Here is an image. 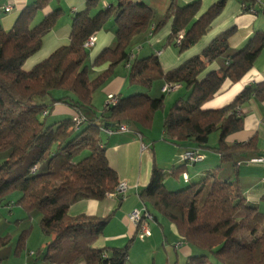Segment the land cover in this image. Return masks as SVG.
I'll return each instance as SVG.
<instances>
[{
  "label": "trees",
  "instance_id": "1",
  "mask_svg": "<svg viewBox=\"0 0 264 264\" xmlns=\"http://www.w3.org/2000/svg\"><path fill=\"white\" fill-rule=\"evenodd\" d=\"M84 1L85 8L73 13L69 43L53 50L27 71L23 70V63L38 51L61 9L36 23L37 13L49 0H34L18 14L9 30L0 24V205L6 196L17 191L18 197L12 204H18L28 217L40 214L38 224L44 235L50 236L35 252L44 264L127 261L132 240L121 247L94 245L111 214L70 215L67 209L82 199L102 200L118 186L117 173L106 157L101 128L106 124L110 128L126 125L142 133L151 127L153 114L164 108L165 95H114V105L104 103L97 110L92 94L113 74L116 65L130 61V42L150 23L155 32L171 21L166 42L174 45V38L183 30L184 38L176 45L183 51L207 33L225 0L215 1L200 15L201 0L183 6L171 0L166 13L158 19L142 1L118 0L95 13L101 0ZM238 1L243 10L264 14V0ZM110 16L117 24L116 43L94 58L95 65H109L91 78L85 64L88 50L83 44ZM233 32L234 28L225 30L200 54L171 71L164 72L154 54L131 61L127 71L129 85L150 89L155 80L163 79L180 82L186 92L175 98L164 115L162 139L183 146L191 144L183 152L196 151L203 158L180 159L182 164L168 172L154 165L149 184L138 192L153 221L162 218L173 223L180 241L192 249L193 254L184 264H264V209L260 207V203L264 205V193L259 204L247 201L238 177V160L257 149L256 139L225 141L228 133L242 127L241 105L251 95L258 101L264 100V81L243 88L223 107H205L225 79L232 83L240 80L264 48L261 30L249 37L243 47L230 52L227 41ZM216 59H225L221 69L208 71L207 67ZM57 103L70 107L71 117L53 116L51 111ZM214 132H218V142L213 147L208 140ZM207 149L218 154V163L189 178L187 168L202 162ZM259 156L264 155L252 157ZM252 157L247 159L248 163ZM227 165L232 167L231 175L221 178ZM166 176L174 180L180 177L185 185L169 190L165 186ZM28 232L25 229L19 235L16 253L23 250ZM9 241V234L0 235V248Z\"/></svg>",
  "mask_w": 264,
  "mask_h": 264
},
{
  "label": "crops",
  "instance_id": "2",
  "mask_svg": "<svg viewBox=\"0 0 264 264\" xmlns=\"http://www.w3.org/2000/svg\"><path fill=\"white\" fill-rule=\"evenodd\" d=\"M34 0H0V24L5 30H9L18 14ZM118 0H101L93 13L99 9L115 5ZM142 1L151 10H153L155 18L158 19L166 13L171 0H136ZM195 0H177L178 6L191 3ZM217 0H201V9L199 15L204 13L208 6ZM6 4L12 5L9 12H5L3 7ZM220 14L211 23L207 33L201 36L197 42L183 51L172 42H166L170 35L171 21L160 27L155 32H152L153 25L149 24L147 29L135 34V37L130 42L129 48V63L133 60L147 57L154 54L160 62V66L164 72H168L184 63L186 60L197 56L201 51L206 48L209 43L222 32L227 29L234 28L233 34L228 38L230 52H234L246 44L249 37L257 31L264 30V15L256 14L245 11L238 0H225L222 5ZM85 8L84 0H49L48 5L37 13L36 23L40 21L48 13L61 9L60 17L58 18L54 28L45 34L42 38V44L35 54L31 55L23 63V70L27 71L33 68L39 61L47 58L53 50L69 43V34L71 31V19L74 12L82 11ZM117 24L115 18L110 16L101 29L94 33L95 43L87 48V57L85 64L90 69L94 58L104 49L111 48L116 43L115 31ZM151 28V31H150ZM259 56L255 59L252 67L240 78V80L232 83L229 79H225L222 87L218 93L208 101L205 105L208 109H217L223 107L226 103L230 102L241 92L245 87L252 86L256 83L264 81V48L259 52ZM225 60V59H224ZM224 60L216 59L207 67L210 69L218 70L223 65ZM91 63V64H90ZM127 62L118 64L113 70V76L107 83L106 91L109 88L114 89V95L126 97V95L134 93H146L149 96H160L163 79H158L153 82L150 89H145L141 86L129 85L127 83L128 66ZM107 65H103L99 70L105 69ZM89 73V71H88ZM91 77V76H90ZM182 90V92L180 91ZM179 91V92H178ZM184 87L176 90L170 94V99L165 98L166 104L162 112L156 111L153 114L152 120L155 124L157 120V128L163 124V118L166 114L168 105L175 98L185 95ZM104 93H101V98ZM93 101L97 102V99ZM168 102V103H167ZM94 105V104H93ZM241 112L243 115L242 127L236 132L228 133L225 141L228 143L245 142L251 137H255L257 149L251 153L243 154L238 160V177L240 188L247 201L251 203H260V196L264 193V166L256 163H248L247 159L256 155H264V100L258 101L252 95L248 100L241 105ZM52 115L59 118L71 117L73 110L63 104L57 103L51 111ZM156 119V120H155ZM149 131V129H147ZM137 133L132 127L128 126L125 131H119L111 136L102 135V140L105 141L106 157L110 167L116 171L118 181H123L128 185L126 196L120 199L116 195L107 194L102 200L82 199L70 205L67 209L68 214H90L100 217L108 216L109 221L102 230V235L98 237L95 246H115L121 247L128 240H132L129 254L131 255L137 246L140 254L137 255V260L143 262V254H146L147 246L151 245L152 250L156 247L153 244L155 235L161 234L163 237V246H166L168 240L167 235L173 236L174 241H171L172 254L164 255L161 264H184L186 259L193 254L192 249L185 243L181 242L177 229L173 223H168L164 219L159 218L150 224L151 234L146 236L143 240L135 236L134 226L127 219V214L132 208L139 207L141 200L138 192L149 184L153 166L168 172L171 167H177L182 164L180 155L186 147L191 144L179 145L163 140V132L158 141L153 140L147 136V133ZM150 132V131H149ZM153 138V137H152ZM218 132L212 136L211 146L217 144ZM205 158L202 162L191 165L187 168L189 178L196 177L203 173L206 169H212L218 163V154H214L210 150H204ZM232 167L226 166L220 173L221 178H228L231 175ZM165 186L169 190H176L185 185L184 180L180 177L174 180L169 176L164 179ZM12 203V201H11ZM7 211L14 213L17 209L13 205L7 207ZM260 203V207H262ZM20 210V209H19ZM21 211V210H20ZM18 212V210H17ZM16 212V213H17ZM23 212V211H22ZM18 219L26 217L25 213ZM18 221V220H17ZM169 227V233H166L164 227ZM9 234V232H8ZM39 240L35 246H30V238L26 241L25 250L16 253L15 243L11 241L8 245L0 248V264H44L37 259L36 250L38 247L43 246L47 241L43 234L38 232ZM10 236V235H9ZM12 235L10 236V238ZM13 238V237H12ZM138 242V244H136ZM36 248V250H34ZM128 254V255H129ZM129 259V256H128ZM148 257H144L142 264H147ZM135 264V263H134Z\"/></svg>",
  "mask_w": 264,
  "mask_h": 264
},
{
  "label": "rangeland",
  "instance_id": "3",
  "mask_svg": "<svg viewBox=\"0 0 264 264\" xmlns=\"http://www.w3.org/2000/svg\"><path fill=\"white\" fill-rule=\"evenodd\" d=\"M260 15L262 16L264 14L260 13ZM150 24L153 25V23H150ZM150 31H151V28H150ZM180 34L183 35V37L178 41L177 37ZM184 34L185 33L183 32V30H180L178 32V34L176 35V37L173 40L174 42H176L175 43L176 45H180L181 41L184 38ZM127 63L129 64V62H127ZM122 64H124V63H122ZM103 65L104 66L107 65L105 67V69H106L109 64L107 62L100 63V65H95L94 63H92L90 65V69L88 70L89 71V73H88L89 76H91V78H94V77L100 75V73L105 70V69L99 70V68L102 67ZM114 68H113V70H114ZM112 73H113V71H112ZM113 75L114 74H112L107 80H105L100 85V87L97 88L93 92V94H92V97H94L93 99L94 100L97 99V102L96 101H93V104H94V106H95V108L97 110L102 109V106L104 105V103L108 99V97L114 95V93H113L114 92V89L109 88V90L106 91L107 83L109 82V80L111 79V77ZM166 82H168V81H166ZM175 82H177V81H175ZM163 84H165L164 81H163ZM180 91L182 92V90H180ZM101 93H104V95H103L102 98H101ZM164 95H165V98H167V100H169L170 97H171V96H169L170 95L169 93H164ZM172 102L170 103V105L172 104ZM165 104H166V101L164 99V105H163L164 108L163 109H159L158 110L159 112H162L164 109H166ZM170 105H168V108L166 110V113H167L168 109L170 108L169 107ZM152 123H153V120H152ZM162 125L160 126V128L159 127L157 128V120H156L155 121V124H151V127L148 128L150 132L148 130H146V131H144V133H147V136L151 139V141H153V140L158 141V139L161 138V132L160 131L162 130ZM215 133L216 132H214V133H212L210 135V137H209V142L210 143H211V140H212V136ZM0 160H2V159L0 158ZM17 197H18V192L17 191H13L8 196H6V198H4L2 204L0 205V235L8 234V232H9V235L10 236L12 235V237H13V238L12 237L10 238L9 243H11V241L13 243H15L18 240L19 235L22 234L23 230L28 229L29 232H28L26 241L28 240V238L32 237V238H30V246H32V245L35 246L36 243L38 242L39 237H40L38 235V232H40V234H43V236L45 237L46 241H48L49 238H50V236L44 235V233L42 232V230H41V228H40V226L38 224V221H39V218H40V214H35L32 217H28L26 215V212H24L23 209H21V207L18 204H12L11 202H9V205L7 207H9V206L11 207L13 205V208H15V209L18 208L17 209L18 212H17V210L14 211V213H11V212L9 213L7 211V208H6V205L8 204L7 201L10 200V201H12L14 203L15 200L17 199ZM262 207H264V206H262ZM262 209H264V208H262ZM22 211L25 213L26 217H24L21 220V219H18V218L22 217L21 216L23 214ZM262 212H264V211H262ZM164 229L166 230V233L168 234L169 233V230H170L169 227L166 226V227H164ZM167 237H168V240L166 241V246H163L165 244H163V242H162V240H163L162 235L159 234V235H155L154 236L155 239H153L152 242L155 245L156 249L155 250H152V249H150L151 248V245H148L147 246L146 254H143V257H142L143 258V262L145 261L144 260V257L146 258V255H147V257H148L147 264H161L162 263L161 260H162V258H163L164 255L166 256L167 254H169V255L172 254V252H171L172 247L170 246V243H171V241H174V239H173V236L171 238V236L167 235ZM26 241L24 243L22 252L25 250ZM136 244H138V242ZM138 248H139V246H137V249ZM165 248H167V254H166V252L164 250ZM137 249L135 248V250L133 251V253L131 255L128 253L129 254L128 255L129 256V259H127V261L124 264H134V263L135 264H142L143 263V262L141 263V262H139L137 260V255L140 254L139 250H137ZM34 250H36V248H34ZM38 260H39V258H38ZM39 261H41V260H39Z\"/></svg>",
  "mask_w": 264,
  "mask_h": 264
},
{
  "label": "built area",
  "instance_id": "4",
  "mask_svg": "<svg viewBox=\"0 0 264 264\" xmlns=\"http://www.w3.org/2000/svg\"><path fill=\"white\" fill-rule=\"evenodd\" d=\"M12 8V5L6 4L3 7V10L5 12H9ZM254 12V11H251ZM183 37V35H179L177 37L178 41ZM96 37H94V34L89 35L86 37V40L84 41V47L87 49L88 47H91L95 43ZM176 39V40H177ZM176 43V42H175ZM165 84L161 87V93H174L176 90H178L181 87L180 82H164ZM117 102V98L113 95L108 97V99L105 101V103L114 105ZM127 129L126 125H121L115 128H110L108 126H103L101 128V132L106 135H113L116 132L119 131H125ZM180 155V159L182 160H193V161H200L202 160V156L198 154L196 151H185L182 152ZM250 163H256L264 165V156L259 157H252V159L249 161ZM184 177L186 178V174H184ZM128 191V185L127 183L123 181L118 182V186L115 188L114 192H111L109 194L121 196L122 198L126 196V193ZM127 219L131 223V225L134 226L135 236L143 240L146 236H149L151 234L150 230V223L153 222L152 213L148 209V207L141 203L139 207L132 208V210L127 214Z\"/></svg>",
  "mask_w": 264,
  "mask_h": 264
},
{
  "label": "water",
  "instance_id": "5",
  "mask_svg": "<svg viewBox=\"0 0 264 264\" xmlns=\"http://www.w3.org/2000/svg\"><path fill=\"white\" fill-rule=\"evenodd\" d=\"M108 126V124H106Z\"/></svg>",
  "mask_w": 264,
  "mask_h": 264
}]
</instances>
